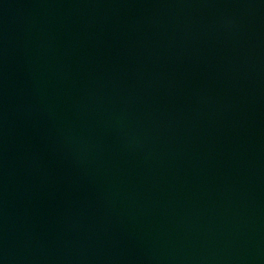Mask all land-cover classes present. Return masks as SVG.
I'll list each match as a JSON object with an SVG mask.
<instances>
[{
  "label": "water",
  "instance_id": "1",
  "mask_svg": "<svg viewBox=\"0 0 264 264\" xmlns=\"http://www.w3.org/2000/svg\"><path fill=\"white\" fill-rule=\"evenodd\" d=\"M0 264H264V0H0Z\"/></svg>",
  "mask_w": 264,
  "mask_h": 264
}]
</instances>
